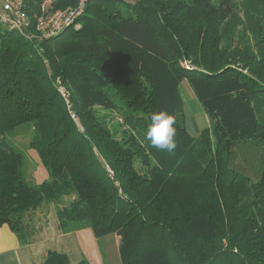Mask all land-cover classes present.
Masks as SVG:
<instances>
[{
	"label": "trees",
	"instance_id": "16d2710c",
	"mask_svg": "<svg viewBox=\"0 0 264 264\" xmlns=\"http://www.w3.org/2000/svg\"><path fill=\"white\" fill-rule=\"evenodd\" d=\"M130 1L87 0L50 38L0 34V227L31 244L54 204L64 234H116L122 264H264V0ZM184 82L210 127L187 126ZM100 108L123 111L119 130ZM160 111L175 120L171 153L146 136ZM20 131L48 171L38 185ZM246 148L260 154L251 172Z\"/></svg>",
	"mask_w": 264,
	"mask_h": 264
},
{
	"label": "rangeland",
	"instance_id": "374dc122",
	"mask_svg": "<svg viewBox=\"0 0 264 264\" xmlns=\"http://www.w3.org/2000/svg\"><path fill=\"white\" fill-rule=\"evenodd\" d=\"M80 1L81 0H79L78 2L80 3ZM128 1L131 2L130 0ZM83 14L84 10L82 15ZM81 16L77 17L74 20V23L69 27L73 26ZM4 31V27L0 24V34H2ZM35 34L39 35L36 32ZM181 95L185 103L184 112L186 118L187 120L190 119L187 121V126L192 123L191 120H194L197 129H199L200 131L207 127H210L208 116L205 114L192 88L187 82H184L181 85ZM116 103L119 104V106H124L122 105V101H120L119 99L116 100ZM102 110L108 112V110ZM118 110H121L120 107ZM120 112L123 113V111ZM120 112L116 110H110L108 112L111 123L108 125L113 132H116L121 128L123 115ZM143 133H146L145 129ZM139 136H141V133ZM30 139L31 133L29 131H20L19 134L13 139V143L16 145V148L21 150L26 156L25 174L27 180L30 181L33 185H38L48 179V171L43 166L36 150L30 147ZM251 149L252 148H246L242 153V157L249 153L247 155L250 161V172L253 169L252 166H255L257 160L260 158L259 152H249L251 151ZM56 209V205L54 204H45L43 206V210H40V212L37 213L38 216L36 226L38 228V232H36V239H39V241H44V243L39 244L38 248H36L34 257L37 262H41L42 260L39 254L41 253L40 251L43 248H48L53 250H61L64 251V253H68L70 256V264H77L83 259L88 260L90 264H122L119 253V237L116 234H109L107 236L97 238L93 235L91 228L86 227L78 230L76 233L77 235L74 237L66 236L58 226ZM51 235L52 240H49V238H51ZM60 235H62L63 237L65 236L63 244L66 246L68 251L66 249H57L55 246L51 245V243L53 244V241L56 243H62L61 239L59 238ZM47 240L49 243L47 242ZM57 247L60 248L59 245H57Z\"/></svg>",
	"mask_w": 264,
	"mask_h": 264
},
{
	"label": "built area",
	"instance_id": "2783aa9c",
	"mask_svg": "<svg viewBox=\"0 0 264 264\" xmlns=\"http://www.w3.org/2000/svg\"><path fill=\"white\" fill-rule=\"evenodd\" d=\"M86 1L81 0L76 7L54 10L52 0H41L40 13L30 15L26 0H0V24L8 31H16L25 36L29 35V29H34L39 35L32 34V37L50 38L72 25L82 15ZM61 93L66 97L63 90Z\"/></svg>",
	"mask_w": 264,
	"mask_h": 264
},
{
	"label": "crops",
	"instance_id": "0c3cea01",
	"mask_svg": "<svg viewBox=\"0 0 264 264\" xmlns=\"http://www.w3.org/2000/svg\"><path fill=\"white\" fill-rule=\"evenodd\" d=\"M52 1L54 3L56 0H52ZM76 233L77 232L68 233L64 235L74 237L77 235ZM59 238L61 239L62 243H56L53 241V244L51 243V245L55 246L57 249L67 250L66 246L63 244V240L65 236L63 237L62 235H60ZM50 239L52 240V235L51 238H49V240ZM42 243H44V241L41 240L39 241V239H35L31 244L22 243L21 240L18 238V236L10 229L9 226L4 225L0 227V264H43L47 252L53 249L43 248L40 251L41 253H39L42 260L41 262H37L35 260L34 254L36 252V248H38V245ZM54 244L59 245L60 248H58L57 245ZM55 251L60 252L61 250H55Z\"/></svg>",
	"mask_w": 264,
	"mask_h": 264
},
{
	"label": "clouds",
	"instance_id": "9594fccd",
	"mask_svg": "<svg viewBox=\"0 0 264 264\" xmlns=\"http://www.w3.org/2000/svg\"><path fill=\"white\" fill-rule=\"evenodd\" d=\"M174 124L173 116L166 111L156 112L151 116L146 136L154 148L173 152L177 147L174 139L176 133Z\"/></svg>",
	"mask_w": 264,
	"mask_h": 264
}]
</instances>
